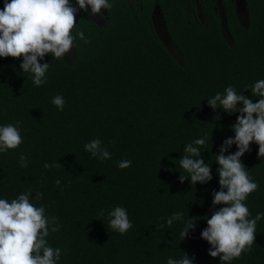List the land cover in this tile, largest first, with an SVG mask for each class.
<instances>
[{
  "label": "trees",
  "instance_id": "1",
  "mask_svg": "<svg viewBox=\"0 0 264 264\" xmlns=\"http://www.w3.org/2000/svg\"><path fill=\"white\" fill-rule=\"evenodd\" d=\"M111 2V13L130 12L122 0ZM160 2L171 14L164 15L166 28L180 60L151 15H107L103 28L89 15H75V57H37L49 64L39 87L20 67L24 57H0V127L19 122L23 139L19 148L0 152V199L26 194L43 207L44 239L61 250L54 264H179L185 257L190 264H264V215L252 251L231 262L212 257L216 248L202 236L207 220L225 206L213 204L216 193L227 191L216 158L239 150L226 141L235 140L232 126L244 115L242 102L229 112L209 101L217 94L223 99L228 87L253 103L261 99L251 89L264 80V0H248L245 23L229 11L226 29L212 9L202 22ZM56 96L63 110L53 104ZM97 140L93 155L85 145ZM189 144L199 148L198 157L185 151ZM258 151L250 142L239 161L258 184L244 202L249 220L264 213ZM186 156L203 160L211 179L193 184L180 166ZM122 160L131 166L119 168ZM117 207L132 224L124 234L109 224Z\"/></svg>",
  "mask_w": 264,
  "mask_h": 264
},
{
  "label": "clouds",
  "instance_id": "2",
  "mask_svg": "<svg viewBox=\"0 0 264 264\" xmlns=\"http://www.w3.org/2000/svg\"><path fill=\"white\" fill-rule=\"evenodd\" d=\"M77 3L80 9L85 10L86 5H90L93 13H99L102 7H111L106 4V0H77ZM75 11L69 5V0H5L0 10V57H24L20 67L25 73L31 71L34 74L32 82L37 87L41 86L49 64H39L37 57L43 58L46 53H52L59 59L70 49V33L76 26ZM79 35L83 39L84 33L80 32ZM251 90L253 95L261 97L257 103L242 95L237 96L232 87L225 89L226 96L223 99L217 94L209 101L213 108L219 101L229 112L236 110L238 102L244 105L239 110L244 115L238 117L236 125L232 126L236 133L235 140L226 141L227 145L236 143L239 150L235 154L216 158L221 166L218 170L219 183L227 191L216 193L213 204L225 206L207 220L208 228L202 233L203 238L216 248L210 255L216 257L223 254L221 260L227 262L238 259L242 253L252 251L256 221L264 215L258 214L255 220L247 219L250 213L244 202L258 189V184L239 162L252 141L259 145L258 155L264 157V80L256 82ZM52 102L63 110L64 101L61 96H56ZM18 124L19 122L16 123ZM16 125L0 127V152L17 149L23 143L21 131ZM194 143L204 145L205 141L197 139ZM98 147V140L85 145L86 150L93 155H96ZM185 151L195 157L200 154L199 148L191 144ZM102 155L105 159L109 158L108 152H103ZM131 163L130 160H122L118 167L125 169ZM180 166L190 175L193 184L211 179L210 167L203 160L186 156L180 161ZM183 179L182 176L181 180ZM109 216L112 217L110 227L120 234L132 227L123 208H115ZM47 225L43 207L30 203L28 195L21 194L11 202L0 199V264H54V257L59 260L61 250L47 246L44 239L49 234ZM189 227H192L191 223L180 233L182 238ZM58 230V227L52 229L53 232ZM168 264H173V261L169 260ZM179 264H190V261L185 257Z\"/></svg>",
  "mask_w": 264,
  "mask_h": 264
},
{
  "label": "flooded vegetation",
  "instance_id": "3",
  "mask_svg": "<svg viewBox=\"0 0 264 264\" xmlns=\"http://www.w3.org/2000/svg\"><path fill=\"white\" fill-rule=\"evenodd\" d=\"M111 1L112 0H106V4L110 5L111 7H102L99 13H93L90 5H86V10L80 9L77 0H69V5L76 9L75 15H89V17L97 24L99 28H103L107 25V15H151V22L155 27L157 33L161 37L162 41L164 42L163 39L166 38L169 43L174 46L168 34L164 16L171 14L166 13L168 7L162 5L160 0H122L124 2V8L129 9L130 12L123 11L118 13H111L113 4V2ZM169 1H171L172 7L174 6V10L177 9L181 11V13L183 12V15H193L202 22H204V15H208L207 11L209 9H212L213 14L218 15L223 29H226V15H229V11L237 16L240 23H245L247 21V16L250 15L248 0ZM4 3L5 0H0V10H2ZM145 7H147V10H145ZM73 30L70 33V35L72 36V45L70 49L63 54L64 58L71 60L75 57ZM224 34L229 35V32L227 30H224Z\"/></svg>",
  "mask_w": 264,
  "mask_h": 264
},
{
  "label": "rangeland",
  "instance_id": "4",
  "mask_svg": "<svg viewBox=\"0 0 264 264\" xmlns=\"http://www.w3.org/2000/svg\"><path fill=\"white\" fill-rule=\"evenodd\" d=\"M163 40H164L166 46L168 47V49L170 50V52L176 57V59L180 60L181 59V56H180L179 51L176 49V47L173 46V45H171L166 38L163 39Z\"/></svg>",
  "mask_w": 264,
  "mask_h": 264
}]
</instances>
